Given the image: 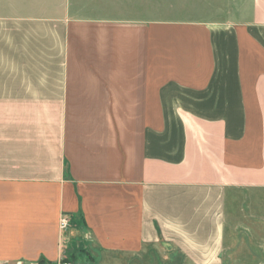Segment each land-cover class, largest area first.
Returning a JSON list of instances; mask_svg holds the SVG:
<instances>
[{
    "label": "crops",
    "instance_id": "0c3cea01",
    "mask_svg": "<svg viewBox=\"0 0 264 264\" xmlns=\"http://www.w3.org/2000/svg\"><path fill=\"white\" fill-rule=\"evenodd\" d=\"M130 5L0 0L1 263L57 261L66 212L90 264H224L229 196L264 191V0L220 21Z\"/></svg>",
    "mask_w": 264,
    "mask_h": 264
},
{
    "label": "rangeland",
    "instance_id": "374dc122",
    "mask_svg": "<svg viewBox=\"0 0 264 264\" xmlns=\"http://www.w3.org/2000/svg\"><path fill=\"white\" fill-rule=\"evenodd\" d=\"M129 1L131 5L128 11L132 16L140 15L141 11L145 20L180 22L238 18L239 9L246 0ZM136 1L139 5L143 3L139 11ZM132 4L136 6V9ZM228 201L226 245L230 249L226 251L224 264H264V248H262L264 245V191H240L236 195H230ZM69 223V228L61 232L64 237L65 254L59 259H65L73 264L92 263L97 253L86 246L85 229L76 227L71 217ZM236 226L239 227L236 228ZM19 255V252H14L12 258L0 264H56L59 260L46 262L41 258L35 259L37 256L21 257ZM103 259L116 264H191L181 253L173 252L164 246L154 250L145 247L138 256L105 254Z\"/></svg>",
    "mask_w": 264,
    "mask_h": 264
},
{
    "label": "built area",
    "instance_id": "2783aa9c",
    "mask_svg": "<svg viewBox=\"0 0 264 264\" xmlns=\"http://www.w3.org/2000/svg\"><path fill=\"white\" fill-rule=\"evenodd\" d=\"M69 220H70V217L68 214L66 213H63L60 217V223H59V228L63 231V230H66L69 228ZM56 264H73L72 262L70 261H67L65 259H59Z\"/></svg>",
    "mask_w": 264,
    "mask_h": 264
}]
</instances>
